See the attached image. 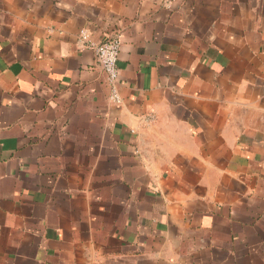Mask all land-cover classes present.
<instances>
[{"label":"crops","instance_id":"0c3cea01","mask_svg":"<svg viewBox=\"0 0 264 264\" xmlns=\"http://www.w3.org/2000/svg\"><path fill=\"white\" fill-rule=\"evenodd\" d=\"M0 264H264V0H0Z\"/></svg>","mask_w":264,"mask_h":264},{"label":"built area","instance_id":"2783aa9c","mask_svg":"<svg viewBox=\"0 0 264 264\" xmlns=\"http://www.w3.org/2000/svg\"><path fill=\"white\" fill-rule=\"evenodd\" d=\"M79 41L94 50L96 61L106 73L107 83L110 87L109 99L115 104H121L122 96L118 88V57L122 44L121 35L116 34L104 41H96L91 37L89 31L83 28L79 34ZM152 119L153 116H150V120Z\"/></svg>","mask_w":264,"mask_h":264}]
</instances>
